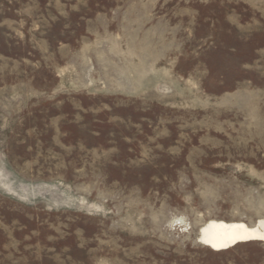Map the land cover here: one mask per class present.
<instances>
[{
  "label": "rangeland",
  "instance_id": "rangeland-1",
  "mask_svg": "<svg viewBox=\"0 0 264 264\" xmlns=\"http://www.w3.org/2000/svg\"><path fill=\"white\" fill-rule=\"evenodd\" d=\"M260 217L264 0H0V264H264L198 240Z\"/></svg>",
  "mask_w": 264,
  "mask_h": 264
},
{
  "label": "bare ground",
  "instance_id": "bare-ground-1",
  "mask_svg": "<svg viewBox=\"0 0 264 264\" xmlns=\"http://www.w3.org/2000/svg\"><path fill=\"white\" fill-rule=\"evenodd\" d=\"M177 221H180V223L183 222L181 217L177 218ZM236 225L244 226V229H238V231L243 232L246 229L247 232L249 233L248 239L236 240L234 243L229 242L228 246L223 247V248H213L211 244H206L203 242L202 237H204L206 230L208 231L210 235L223 237L226 233H229L232 231V226H236ZM262 235H264V217L258 218L255 223H248L240 219L226 220V219L212 218L200 226L198 240L204 245L210 246L214 250H224V249L231 248L242 242L264 241V239L260 238V236Z\"/></svg>",
  "mask_w": 264,
  "mask_h": 264
},
{
  "label": "snow or ice",
  "instance_id": "snow-or-ice-1",
  "mask_svg": "<svg viewBox=\"0 0 264 264\" xmlns=\"http://www.w3.org/2000/svg\"><path fill=\"white\" fill-rule=\"evenodd\" d=\"M238 229H244L243 225L232 226V231L226 233L223 237H218L215 235H210L208 231H205L204 237H202L203 242L206 244H211L213 248H223L227 247L229 242L234 243L236 240H245L249 238V233L245 229L243 232L238 231ZM264 239V235L260 236Z\"/></svg>",
  "mask_w": 264,
  "mask_h": 264
}]
</instances>
